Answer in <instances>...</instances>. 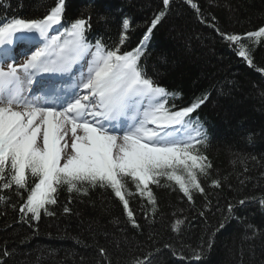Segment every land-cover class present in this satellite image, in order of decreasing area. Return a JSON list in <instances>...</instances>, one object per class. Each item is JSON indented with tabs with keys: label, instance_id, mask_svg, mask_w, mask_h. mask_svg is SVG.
Here are the masks:
<instances>
[{
	"label": "trees",
	"instance_id": "trees-1",
	"mask_svg": "<svg viewBox=\"0 0 264 264\" xmlns=\"http://www.w3.org/2000/svg\"><path fill=\"white\" fill-rule=\"evenodd\" d=\"M56 3L0 0V21L40 19ZM193 3L199 11L188 0H170L166 10L162 0H65L62 26L84 19L88 42L121 53L143 44L140 65L176 94L168 100L173 111L204 99L190 117L207 136L196 145L211 164L199 177L204 192L193 190L189 201L161 178L150 185L153 205L128 181L133 223L110 189L85 184L70 193L61 186L48 206L54 215L35 221L19 212L28 192L0 182V264H130L148 256L152 264H264V37L245 35L264 27V0ZM222 33L242 37L251 65ZM34 182L29 176V188Z\"/></svg>",
	"mask_w": 264,
	"mask_h": 264
},
{
	"label": "snow or ice",
	"instance_id": "snow-or-ice-1",
	"mask_svg": "<svg viewBox=\"0 0 264 264\" xmlns=\"http://www.w3.org/2000/svg\"><path fill=\"white\" fill-rule=\"evenodd\" d=\"M188 2L199 11L193 0ZM162 3L166 10L170 0ZM64 11L65 0H57L43 18L0 21V182L4 189L15 185L28 192L19 208L22 217L39 221L42 213L54 215L48 206L57 203L61 186L70 193L80 192L85 184L110 189L133 223L128 181L153 205L150 185H158L161 178L174 181L189 201L193 190L203 193L199 177L209 174L211 164L196 145L206 133L190 117L204 99L173 111L168 98L176 94L154 83L140 65L143 44L123 53L100 41L90 44L84 19L50 35L62 25ZM165 14L161 11L152 20L148 35ZM129 27L125 19L123 29ZM222 35L239 45L238 55L251 65L242 37ZM245 35L264 37V27ZM18 42L27 46L22 63L11 55V46ZM76 65H81L78 74L73 73ZM65 76L70 84H64ZM33 85L41 95H29ZM29 176L36 178L31 188ZM213 184L220 186L219 181ZM100 254L105 256V250ZM130 264L152 261L150 256L134 257Z\"/></svg>",
	"mask_w": 264,
	"mask_h": 264
},
{
	"label": "rangeland",
	"instance_id": "rangeland-1",
	"mask_svg": "<svg viewBox=\"0 0 264 264\" xmlns=\"http://www.w3.org/2000/svg\"><path fill=\"white\" fill-rule=\"evenodd\" d=\"M66 151H69V150H66ZM62 163H63V161H62Z\"/></svg>",
	"mask_w": 264,
	"mask_h": 264
},
{
	"label": "bare ground",
	"instance_id": "bare-ground-1",
	"mask_svg": "<svg viewBox=\"0 0 264 264\" xmlns=\"http://www.w3.org/2000/svg\"><path fill=\"white\" fill-rule=\"evenodd\" d=\"M29 95H32V94H29Z\"/></svg>",
	"mask_w": 264,
	"mask_h": 264
}]
</instances>
